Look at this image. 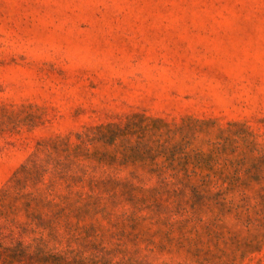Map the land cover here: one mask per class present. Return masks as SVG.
<instances>
[{"label": "rangeland", "instance_id": "rangeland-1", "mask_svg": "<svg viewBox=\"0 0 264 264\" xmlns=\"http://www.w3.org/2000/svg\"><path fill=\"white\" fill-rule=\"evenodd\" d=\"M0 264H264V0H0Z\"/></svg>", "mask_w": 264, "mask_h": 264}]
</instances>
